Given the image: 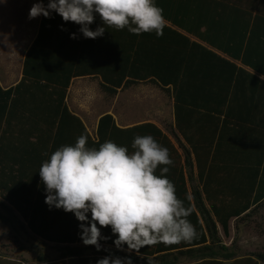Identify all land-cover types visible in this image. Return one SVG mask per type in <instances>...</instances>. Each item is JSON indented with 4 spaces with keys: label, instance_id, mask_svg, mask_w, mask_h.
I'll return each instance as SVG.
<instances>
[{
    "label": "trees",
    "instance_id": "16d2710c",
    "mask_svg": "<svg viewBox=\"0 0 264 264\" xmlns=\"http://www.w3.org/2000/svg\"><path fill=\"white\" fill-rule=\"evenodd\" d=\"M43 1L46 6L48 1ZM198 2L199 0H155L157 6L164 10L166 21L179 26L188 34L197 33L205 41L212 42L208 28L206 33H198L202 21L200 15L193 12L194 4ZM238 20H242L246 28L241 32L235 29L234 33L238 34L240 40L238 45L232 46V49L242 53V64L264 75V14L243 13L238 15ZM49 26H39L37 37L25 53L19 82L5 90L0 87V124L8 106L9 119L19 117L22 126L14 128L13 131L5 129L2 134L6 135L17 130V133L27 139L35 138V141L25 145V151L30 152L26 156L6 160L0 154V197L8 201L25 218L26 228L32 236L39 238L41 242H51L59 246L60 255L57 259L48 260L38 256L35 264H67L66 257H73L76 264H97L98 260L104 257H119L125 261V264L128 260L131 264H260L264 262V253L239 254L235 238L230 245L224 244L216 227L218 223L223 235L228 236L230 219L236 218L235 221L238 223L245 216L256 213L264 206V192H255L252 196L253 189L248 192L242 189L231 190L224 184L223 177H214V171L218 168L223 169L225 162L216 156L210 157L214 143L203 137L209 129L205 115L209 114L206 110L210 108L208 102L204 101V96L208 99L207 93L212 86V79L208 74L211 59H220L222 63L230 65L237 72L246 75L249 73L219 58L207 47L190 40L186 35L167 25L163 30V36L159 38L155 32L136 36L126 29L119 31V34L117 31L107 29L102 37L86 39L83 42L78 28L80 25H69L72 28H68V33H76L78 38L72 39L71 42L67 40V44L64 40L55 43L46 42L43 36L44 33H48ZM54 26L56 25H52ZM244 55L262 57L263 60L247 61ZM178 64H182V67H178ZM200 64L205 68L204 73L194 74L198 72L197 67H200ZM83 75H100L101 89L109 97L113 96L114 87L119 86L125 79L127 80L124 85L132 82L130 80H144L151 77L161 86L171 85L174 104L177 107L175 127L188 145L187 149L185 147L182 149L193 153L194 157H182L178 152L180 147H176L156 125L143 123L119 128L109 113L98 119V138L96 141L91 140L81 119L71 113L65 104L71 79ZM177 77L180 78V82L185 83L184 86L194 87L198 95L197 93L192 96L187 95L188 93L178 95V84L175 79ZM254 79L264 84V81L257 77ZM238 80L235 76L232 91L227 89L224 93L223 104L224 102L228 104L218 112L224 114L223 117L228 123L232 121V126L235 125L238 131H241L244 125L257 128L258 124L247 113L245 106L248 107L259 100L264 103V94L262 93L263 96L258 94L261 89L253 86L238 90L235 86ZM232 103L240 106L234 114L230 113L229 108ZM181 108L185 109L183 115L188 119L183 126L180 125L178 117V110L180 113ZM191 111H196L200 116H195ZM242 113L246 114L242 115ZM196 118L200 119L198 125L191 121ZM56 135H71L76 138L86 135L97 148L101 143L111 140L127 147L129 152L133 151L131 145L135 136L151 135L162 147L169 149L174 165L169 166L170 170L166 175L174 183L177 197L184 201L185 206H191L192 214L188 219L195 226L197 236L191 242L172 245L158 243L142 247L137 252L130 250L126 244L120 247L124 250L103 247V244L117 247L114 243L117 237L110 227H106L100 229L104 237L99 241L100 250L88 245L86 248L90 249L91 253L80 254L71 245L83 242L80 239L81 222L73 213H66L63 209L55 207L50 210L49 206L42 202L43 191L40 189L42 182L39 172L33 171L34 145L44 144L43 140L41 143L38 140L41 136L44 139H51ZM17 144L22 145L19 142ZM2 145L4 141L0 135V151ZM45 160L42 158L41 163ZM184 167L187 170V177L184 175ZM194 167L197 185H191L189 189L187 182L192 181L191 171ZM156 174H160L159 169ZM249 208L251 209L247 211ZM0 260L4 262L3 259ZM6 262L21 264L17 261Z\"/></svg>",
    "mask_w": 264,
    "mask_h": 264
},
{
    "label": "crops",
    "instance_id": "0c3cea01",
    "mask_svg": "<svg viewBox=\"0 0 264 264\" xmlns=\"http://www.w3.org/2000/svg\"><path fill=\"white\" fill-rule=\"evenodd\" d=\"M36 2H38V0H0L1 18L5 20L2 25H35L34 30L27 39V46L22 52L15 70H12L6 62V57L8 56L7 54L9 53L10 48L9 31H7V43L5 44L3 42L0 44V49L2 51V53L0 52V56L2 57V60L0 61V87L3 90L14 86L21 79L25 53L37 37L40 25H50L48 28L49 31L47 30L48 33H44L43 36L46 42L55 43L59 40H64V43L67 44V40H69V42L72 41L70 33H68V28H72L69 25L77 24L64 22L62 17L55 12L51 14L52 18L44 17L43 19V15H41L37 18L29 19V10L33 3ZM193 12L199 14L202 21V26L198 33L204 34L208 28V30H210V38L212 42L205 41L198 36L197 33L194 35L188 34L179 26L172 25L169 21H166V25L183 35H186L190 40L207 47L219 58L233 63L237 68H242L249 73V75H246L245 73L237 72L232 69L230 65L222 63L220 59H211L212 62L209 66L208 74L212 79V86L209 93H207L209 95L208 99L204 96V101L208 102V107L210 108V110H206L209 111V114L205 115L207 116L209 129L208 133L203 135V137L214 143L210 157L216 156L218 159L225 162V167L223 169L218 168L214 171V177H223L224 184L231 190L242 189L243 191L248 192L253 189L252 196H254L255 192H264V103L259 100V102H256L255 104L252 103L248 107L247 105L245 106L248 111L247 113L254 118L258 127L244 125L242 126L241 131H238L235 125L232 126V121H229L228 123L223 117L224 114L218 111L222 108L224 109L228 104V102H224L225 106L223 104L224 93L227 89L232 91L235 76L239 79L235 84L238 90L244 88L247 89L253 86L261 89V91H258V94H261L262 96L264 94V84L258 83V80L254 79L257 77L264 81V75H261L250 66L242 64V53L232 49V46L238 45L240 40V37H237L238 34L234 33L235 29H239L241 32L243 28H246V25H244L245 23L242 20H238V15H242L243 13H252L253 15L256 13L264 14V0H199L196 5L194 4ZM52 25L56 26L52 27ZM91 25L90 28L92 30H95L98 26H102L98 16L96 17L95 22ZM78 28H80V26ZM112 30L117 31L115 29ZM117 33L119 34V31H117ZM80 34L82 36V42L85 41L86 38L83 37L82 33ZM21 37H23V34L17 36L18 39ZM245 43L243 45H245ZM219 47L226 48L221 49ZM244 57H246L247 61L255 59L263 60L262 57H254L252 55H244ZM181 65L182 64H178V67H182ZM204 70L205 68L200 64V67H197L198 72L195 71L197 73L194 74L202 75ZM251 76L255 77L252 78ZM116 77L114 79H116ZM175 79H177L176 81L178 84V95L180 94L181 96L188 93L187 95L192 96L196 95L198 92L194 87L184 86L185 83L183 81L180 82L179 77ZM76 80L77 83L74 85ZM126 80L127 79H125V81L119 86L114 87L113 96H111V112L106 109L105 100L100 98V94L106 95L100 86L102 83L100 75H83L71 79L67 88L65 104L71 113L77 115L81 119L91 137V140L96 141L98 138V119L102 115L109 113L112 115L115 125L119 128L131 127L143 123H152L156 125L165 135L168 136L176 147H180L178 152L182 157L189 156L193 158V153L182 149L183 147L187 149L188 145L175 127L177 107L174 104L172 86H161L159 82L152 77L145 78L144 80H130L132 82L124 85ZM114 83H116V80ZM72 90L74 94L71 96L70 93ZM155 96H157L160 101L156 108ZM70 97L73 99L72 103L70 102ZM229 106L231 114H234V111L239 110L240 107L237 105L235 106V103H232ZM198 109L204 108L198 107ZM196 111L191 112L197 116L199 114L196 113ZM183 113H185V109L181 108L180 113L178 110V117L180 125L182 126L184 123L188 122V119L184 118ZM244 114L246 113H242V115ZM158 117L161 118V126L159 125V122H157ZM9 120H11V118L9 119L7 106L0 124V135L2 136V141H4L0 154L6 160L12 157L19 158L26 156V154H29L30 152L25 151V145L30 141H35V138L27 139L24 135L17 133V130L6 135L2 134L5 132V129H12L13 131L14 128L17 129L22 127L19 122V117L16 116L15 119L11 121ZM191 121L198 125L200 119L196 118ZM76 139V137L71 135H56L51 139H44L41 136L38 140H40V143L43 140L42 143L44 144L34 145L32 149L33 171H39V168L42 165V158L48 159L50 154L60 146L73 145ZM48 140L50 141L48 142ZM18 142L22 143V145H18ZM87 146L94 147L89 139ZM43 152L45 153L43 154ZM183 170L185 177H187L186 168L184 167ZM191 173L192 181L188 180L187 182L189 189H191V185H197L195 167L192 168ZM40 189L43 191L42 202L46 204V192L43 183L40 185ZM0 203L3 204H0V259H3L5 262L4 263L0 260V264H8L6 261H17L21 264H26L25 237L29 232L26 228V220L5 199L0 197ZM253 206H255V204ZM253 206H251V208ZM254 214L256 213H253L251 216H245L241 222L247 223L253 221L254 216H256ZM235 220L236 218L230 219L229 229L230 222H236ZM216 227L218 235H222L223 231L221 226L217 223ZM229 229L228 236L230 235ZM29 234L32 235L30 232ZM44 243L49 246H58L51 242ZM78 244L84 243L81 242ZM102 246L117 248L106 244H103ZM263 249L253 253L263 254ZM260 264H264V262H260Z\"/></svg>",
    "mask_w": 264,
    "mask_h": 264
},
{
    "label": "clouds",
    "instance_id": "9594fccd",
    "mask_svg": "<svg viewBox=\"0 0 264 264\" xmlns=\"http://www.w3.org/2000/svg\"><path fill=\"white\" fill-rule=\"evenodd\" d=\"M163 11L155 0H48L46 6L38 0L29 10V19L52 18L55 12L64 22L80 25L79 32L86 39L102 37L109 28L126 29L136 36L155 32L159 38L166 27ZM97 16L102 26L92 30ZM70 38L78 37L72 33ZM87 145L88 137L81 135L73 145L60 146L38 171L45 203L50 210L55 207L74 214L81 222L84 245L100 250L99 241L104 238L100 229L106 227L117 237V248L126 244L137 252L158 243L191 242L197 236L188 219L191 206L177 197L166 175L174 165L168 148L151 135L135 136L132 152L111 140L98 148ZM97 264L125 261L104 257Z\"/></svg>",
    "mask_w": 264,
    "mask_h": 264
},
{
    "label": "rangeland",
    "instance_id": "374dc122",
    "mask_svg": "<svg viewBox=\"0 0 264 264\" xmlns=\"http://www.w3.org/2000/svg\"><path fill=\"white\" fill-rule=\"evenodd\" d=\"M1 16L0 13V44L3 42L5 44L7 43V31H9L10 48L9 53L7 54L8 56L6 57V62L12 70H15L18 65V60L21 58V54L27 46V39L30 37L35 25H2L5 20H3ZM19 34H23V37L20 39L17 38ZM0 52L2 53L1 49ZM1 60L2 57L0 56V61ZM76 83L77 80L74 82V85ZM70 94L71 96L74 94L73 90ZM100 98L105 100L106 109L112 112V97L100 94ZM72 101L73 99L70 97V102L72 103ZM159 102L158 97L155 96V108L158 106ZM157 122H159L160 126L162 125L160 117H158ZM254 215L256 216H254L253 221L247 223L230 222V235H220L223 243L226 245H230L235 238L239 254L253 253L264 248V207L260 208ZM58 247L59 246H49L48 244L41 242L38 238L30 235L28 232L25 237V262L35 264L38 256L44 257L48 260H55L60 255ZM71 247L78 250L80 254L91 253V250L87 249L84 244H76ZM65 260L67 264H76L73 257H66Z\"/></svg>",
    "mask_w": 264,
    "mask_h": 264
}]
</instances>
